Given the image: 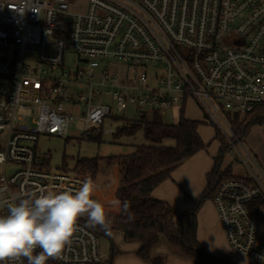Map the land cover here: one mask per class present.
I'll return each instance as SVG.
<instances>
[{
	"label": "built area",
	"instance_id": "1",
	"mask_svg": "<svg viewBox=\"0 0 264 264\" xmlns=\"http://www.w3.org/2000/svg\"><path fill=\"white\" fill-rule=\"evenodd\" d=\"M68 6L67 0H0V216L27 194L75 193L93 180L51 168L49 154L36 145L41 137L68 139L75 121L84 126L80 136L100 126L112 117L98 103L103 97L121 110L132 105L160 115L196 101L202 120L228 140L225 114L243 116L264 104V0H87L78 14ZM68 46L75 68L65 66ZM113 61L127 67L122 78L109 72ZM246 166L250 175L221 180L211 203L230 250L248 264H264L257 225L264 176L249 156ZM94 198L107 213L120 211L116 191L97 187ZM104 261L98 235L77 222L61 258L46 264Z\"/></svg>",
	"mask_w": 264,
	"mask_h": 264
},
{
	"label": "trees",
	"instance_id": "2",
	"mask_svg": "<svg viewBox=\"0 0 264 264\" xmlns=\"http://www.w3.org/2000/svg\"><path fill=\"white\" fill-rule=\"evenodd\" d=\"M184 107L180 108L175 124L163 123L157 112H140L139 119L126 120L129 124L116 130L115 137L131 136L141 130L145 143L135 146L134 151L127 155L132 162L123 168L124 177L116 190L120 211L117 214L107 213L110 227L107 230L98 226L93 228L87 216L77 221L84 223L100 239L109 241V256L102 264H113L119 252L113 239L115 234L121 235L125 244L137 243L136 257L146 264H164L162 257L151 255L152 249L162 239L174 252L196 264H233L225 255L213 256L204 250L197 239V214L207 201H212L214 190L221 180L240 178L232 174L230 166L221 168L223 156L229 144L241 142L253 126L264 124V104L243 116L225 114L231 132L229 140L213 122L185 118ZM202 125L212 127L211 142L218 143L217 153L212 157V168L205 176L202 193L192 201L188 211L175 212L168 203L152 199L151 194L161 183L169 180L171 173L186 160L198 152L207 151L211 142L206 143L199 136L198 128ZM100 128L91 129L85 135L89 140L101 143ZM166 140L172 141L173 146H164L162 143ZM110 160L98 157L78 160L75 171L90 174L84 173L88 172L85 166L91 164L94 168L100 163L109 164ZM184 197L187 198L186 195ZM125 202L127 209L124 208ZM257 225L263 238L264 217L257 216Z\"/></svg>",
	"mask_w": 264,
	"mask_h": 264
},
{
	"label": "rangeland",
	"instance_id": "3",
	"mask_svg": "<svg viewBox=\"0 0 264 264\" xmlns=\"http://www.w3.org/2000/svg\"><path fill=\"white\" fill-rule=\"evenodd\" d=\"M68 12L70 14H78L85 12L87 0H67ZM30 57H25V60L30 61ZM111 62V60H107ZM103 62L99 68L94 70V73L98 74L102 70ZM69 65L71 67L77 66V61L73 51L68 46L66 48L65 54V66ZM79 68L86 69L84 64H78ZM110 73H115L118 76H123L127 67L120 63L113 61L108 67ZM134 72L138 74L141 72L140 68H129V72ZM101 105L108 106L111 109L112 117L107 118L101 124L100 130V141L101 143L89 140L87 135L78 137L83 131V124L81 122L75 121L68 128V139L64 140L61 138L53 137H41L39 138L36 150L39 154L48 153L50 167L53 169H59L64 164V167L68 170L75 166L76 161L83 159H92L95 157H112L114 155L128 154L133 151L134 146L141 145L145 143L142 131L136 132V134L131 136H118L115 137L114 134L117 128L121 126H127L129 124L127 121H133L139 119L140 112L136 110L132 105H128L125 110L118 109L114 101L110 97H103L98 102ZM180 115L179 106H175L167 112L161 114V120L166 124H175L178 121ZM183 116L185 118H197L202 119L203 114L196 101H189L184 107ZM147 118L149 116H146ZM127 120V121H126ZM125 121V122H124ZM129 126V125H128ZM199 136L206 141V143L211 142L213 135V129L210 126L202 125L198 128ZM78 137V138H77ZM4 142V135H0V148L2 149ZM164 146H173V142L166 140L162 143ZM218 149V143L216 141L211 142L207 151L203 153L212 159L216 155ZM248 156L252 158L256 166L260 169V173L264 176V124L253 126L245 138L241 142H234L229 144V148L225 151L222 160L221 168H226L230 166L232 174L234 176L246 178L250 175L247 169ZM93 165L85 166L88 170L84 173H89ZM61 169V168H60ZM221 169V170H222ZM211 201H207L204 204L203 211L207 214L211 212ZM212 204V203H211ZM180 205H174L176 211H180ZM174 210V211H175ZM121 235L115 234L113 236L116 248L120 252L130 253L136 249L135 244H124L121 239ZM161 242V241H160ZM109 246L108 240L100 239V249L101 255L104 260H107L109 256ZM221 249V248H220ZM226 249V250H225ZM221 251V250H219ZM157 252V253H156ZM218 252V251H216ZM225 256L233 264H248V261L238 254L233 253L229 247L222 248L220 253H224ZM153 253V252H152ZM156 255L160 254L163 258L164 264H196L194 261H190L178 253L174 252L170 247H167L164 243H159V247L155 250ZM154 253V254H155ZM119 264H130L126 261H119Z\"/></svg>",
	"mask_w": 264,
	"mask_h": 264
},
{
	"label": "clouds",
	"instance_id": "4",
	"mask_svg": "<svg viewBox=\"0 0 264 264\" xmlns=\"http://www.w3.org/2000/svg\"><path fill=\"white\" fill-rule=\"evenodd\" d=\"M96 191L97 185L87 179L75 193H31L10 203L8 214L0 216V264H23L24 259L27 264H46L61 258L83 216L91 227L107 230L111 221L106 206L94 198Z\"/></svg>",
	"mask_w": 264,
	"mask_h": 264
},
{
	"label": "crops",
	"instance_id": "5",
	"mask_svg": "<svg viewBox=\"0 0 264 264\" xmlns=\"http://www.w3.org/2000/svg\"><path fill=\"white\" fill-rule=\"evenodd\" d=\"M119 77L122 78L123 76L120 75ZM187 119L202 120L197 118ZM100 126L92 129H98ZM88 131H86L83 135H85ZM81 136L79 135L78 137ZM134 149L135 146L133 148V151ZM130 153L123 155H114L112 157L97 156L98 158H111V160L109 164L100 163L96 165V167H92L89 171L90 174H82L76 172L75 166L72 169L68 170L67 167H64V164L61 165L62 167H60L61 169H59L90 176L94 180V182H96V185L98 189L102 191V194H106V192L109 190H112V192L117 190L121 180L124 177L123 168L132 162V158L127 156ZM211 168L212 159L206 156L203 151L198 152L197 154L186 160L178 168H176L171 173V178L161 183L152 192L151 198L158 201H164L168 203L172 208L174 207V205H180V211H176L173 208L175 212L188 211L192 207V201L196 199L204 190L205 176L211 170ZM185 195L187 196V198L184 197ZM210 205V214H207L203 211L204 205L200 208L197 214V239L208 254L213 256H221L226 254V252L220 253L222 251V248H227L228 245L226 243L223 231L219 225L214 207L211 203ZM160 241L161 242L159 243H164L167 247H169L165 240L162 239ZM158 247L159 244L152 249V256H160V254L156 255L157 252L155 253V250H157ZM137 248L138 244L136 245V249H134V251L130 252L129 254L120 252L114 257L113 264H119V261H126L130 264H146L136 257L135 253Z\"/></svg>",
	"mask_w": 264,
	"mask_h": 264
}]
</instances>
